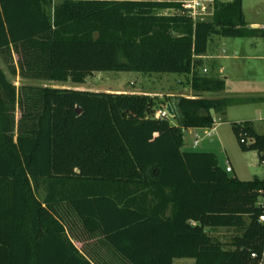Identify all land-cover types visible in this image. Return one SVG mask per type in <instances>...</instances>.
Segmentation results:
<instances>
[{
  "label": "trees",
  "instance_id": "1",
  "mask_svg": "<svg viewBox=\"0 0 264 264\" xmlns=\"http://www.w3.org/2000/svg\"><path fill=\"white\" fill-rule=\"evenodd\" d=\"M173 0H0V54L18 74L83 83L97 72L189 75L193 97L17 87L0 66V264H256L264 178L241 180L183 132L242 102L207 98L225 80L198 71L213 35L244 37L242 0L194 20ZM173 10L163 14L160 10ZM15 72V69H13ZM175 111L154 118L162 105ZM16 109L20 116L15 119ZM222 119V118H221ZM264 165V134L232 121ZM210 228H234L230 243ZM74 242H80L78 248Z\"/></svg>",
  "mask_w": 264,
  "mask_h": 264
},
{
  "label": "rangeland",
  "instance_id": "2",
  "mask_svg": "<svg viewBox=\"0 0 264 264\" xmlns=\"http://www.w3.org/2000/svg\"><path fill=\"white\" fill-rule=\"evenodd\" d=\"M58 1V0H56ZM244 14L248 24L252 21L264 24V0H243ZM160 13L168 14L172 10H160ZM215 52L220 55L215 61V73L219 77L226 78L223 96L250 98L255 97L254 91L264 89V38L260 36L245 37H216ZM257 43L256 45H253ZM257 55L259 59L254 57ZM17 55L7 57V61L0 54V66L7 78L17 87L22 85L51 86L64 88H86L92 91H108L124 89L127 85L135 84L137 90H144L150 93H159L163 98L166 94H180L186 97L193 96L188 85L187 74L177 73H141L134 71L120 72H97L87 77L83 83L47 81L36 78H23L18 74ZM220 68H222L221 72ZM15 69V72L14 70ZM132 83V84H131ZM120 86V87H119ZM215 93H206L204 97L218 98ZM220 95V93H216ZM262 101H254L246 104H234L227 108L225 117L214 116L213 126L215 130L212 135L206 136L209 127H190L183 132V150L186 151H207L213 152L218 159V164L225 168L226 160H230L234 171L229 175L238 174L241 180L251 179L254 174L264 177L263 165L258 162L255 151L243 152L240 150L237 140L232 132L230 123L236 119L257 118V108L263 107ZM20 116L16 109L15 119ZM222 118V119H221ZM172 124L176 123L173 117L169 118ZM259 130H264L257 124ZM195 134L200 140L194 145ZM253 174V175H252ZM208 233L223 243H230L238 234L234 228H210ZM173 264H194L190 258H175Z\"/></svg>",
  "mask_w": 264,
  "mask_h": 264
},
{
  "label": "crops",
  "instance_id": "3",
  "mask_svg": "<svg viewBox=\"0 0 264 264\" xmlns=\"http://www.w3.org/2000/svg\"><path fill=\"white\" fill-rule=\"evenodd\" d=\"M242 10H243V14H244V2H243V0H242ZM244 20L246 22L245 14H244ZM246 25H247V27H250V28L254 29L252 35H249V36H260V37L264 38V28L262 26H260V24L258 22L252 21L250 24H248L246 22ZM216 37H219V35H213L210 38V40L208 41V45H207V49H206L205 54L200 55V56H197L196 59H198L200 61V64H199V66L197 68L198 71L203 72V69H206V71L203 72V73L209 72V73H212L214 75L219 76L218 74L215 73V64H216L215 61L220 56V55L216 54V52H215V44L217 42L216 41L217 40ZM256 44L257 43H254L253 45H256ZM254 57H256L257 59H259V57L257 55H254ZM261 59H264V56H262ZM221 70H222V68H220V71L219 72H221ZM223 79L226 80V78H223ZM225 83H226V81H225ZM134 85L135 84L127 85L124 89H120L119 88L118 90H114V91L111 90L110 92H118V93L119 92H127V93L147 94V95H150V96H159V97H161V94H159V93H150V92H147V91H144V90H137V88H135ZM188 85H189V83H188ZM189 87H190V85H189ZM80 89H83V88H80ZM84 89L87 90L86 88H84ZM222 91H219V92H204V93H202V95L205 96L206 93H215V94H213V95H215V97H219V98L220 97H227V96H223L222 95ZM192 93L194 94L193 91H192ZM216 93H220V95H218ZM254 94H256V96L255 97H250V98H239V97L237 98V97H233V98L242 100V102L233 103L231 105H234V104H246V103H250V102H254V101H262V103L264 104V89L256 90V91H254ZM166 95L167 96H174V95H180V94H166ZM182 96H185V95H182ZM191 97H193V96H191ZM162 106H164V105H162ZM229 106H227L225 108L224 114L221 117H225L227 108ZM256 113H257V116H258L257 118H243V119H236V120H233V121H245V120H249V121H251L253 123V126H254L255 130L258 133L264 134V130H259V128L257 126V124H259L260 126L262 124V128H264V106L261 107V108H257ZM213 115L215 116L216 114H213ZM256 156L258 158V154ZM226 161L229 163V165L231 167V171H234V166L231 164V161L230 160H226ZM263 168H264V165H263ZM235 176H237L239 178V176H238L237 173H235ZM255 176H257V174H254L252 176V178L255 177ZM257 177L264 178V177H260V176H257ZM74 243H75V245L78 248L81 247V243L80 242H74Z\"/></svg>",
  "mask_w": 264,
  "mask_h": 264
},
{
  "label": "built area",
  "instance_id": "4",
  "mask_svg": "<svg viewBox=\"0 0 264 264\" xmlns=\"http://www.w3.org/2000/svg\"><path fill=\"white\" fill-rule=\"evenodd\" d=\"M173 1H180L185 4V6L181 9L182 12L190 15L194 20L197 19H205L213 13L214 10V3L216 0H173ZM221 1H229V0H221ZM172 12H174L172 10ZM171 12V13H172ZM264 28V25L262 26ZM206 69H203L205 72ZM154 118L158 119H169L170 116L167 112L165 105L158 108L154 114ZM215 127L212 125L209 127V130L206 131V136H210L213 134ZM200 137L198 134H195L194 145L198 143ZM226 171H231V167L228 162H226ZM258 204L264 207V199H259ZM259 221L264 222V214L259 216ZM251 258L256 260V264H264V243L259 252L253 251L251 252Z\"/></svg>",
  "mask_w": 264,
  "mask_h": 264
},
{
  "label": "water",
  "instance_id": "5",
  "mask_svg": "<svg viewBox=\"0 0 264 264\" xmlns=\"http://www.w3.org/2000/svg\"><path fill=\"white\" fill-rule=\"evenodd\" d=\"M165 108H166V110H167V112L169 113L170 116L173 117L175 115V111H174L173 107L171 106V104L167 103L165 105Z\"/></svg>",
  "mask_w": 264,
  "mask_h": 264
}]
</instances>
